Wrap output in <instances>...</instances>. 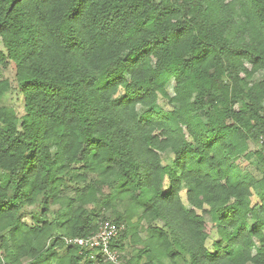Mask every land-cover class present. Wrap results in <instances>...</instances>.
I'll use <instances>...</instances> for the list:
<instances>
[{
	"label": "trees",
	"instance_id": "obj_1",
	"mask_svg": "<svg viewBox=\"0 0 264 264\" xmlns=\"http://www.w3.org/2000/svg\"><path fill=\"white\" fill-rule=\"evenodd\" d=\"M176 35L182 39L135 69L140 102L160 119L141 117L143 134L133 136L105 106L109 77L127 71L133 52ZM0 39V71L13 67L17 84L0 78V264H117L66 243L104 222L124 227L111 242L118 264H156L155 242L168 237L159 220L169 209L146 207L134 193L167 167L159 160L192 159L197 149L185 136L200 143L207 199L203 219L199 207L182 209L177 227L208 229L209 208L217 225L229 215L264 217V0H0ZM17 90L23 114L6 104ZM157 127L164 130L151 134ZM253 161L261 178L247 169ZM117 165L121 176L112 174ZM193 194L200 191L189 189V200ZM227 239L217 264H264V219ZM184 255L177 242L167 259Z\"/></svg>",
	"mask_w": 264,
	"mask_h": 264
},
{
	"label": "clouds",
	"instance_id": "obj_2",
	"mask_svg": "<svg viewBox=\"0 0 264 264\" xmlns=\"http://www.w3.org/2000/svg\"><path fill=\"white\" fill-rule=\"evenodd\" d=\"M80 23V21H77L78 25ZM84 31H87V29L85 28ZM147 39L151 40L152 36L149 35ZM172 39L180 41L182 37L176 35L169 40H161L156 44L146 45L139 54L133 52L127 61V71L123 73L117 71L109 77L111 83L106 85V88L110 89V91H108L104 97L105 106L110 110H115L116 115L124 122L120 127L130 132L133 136H141L143 134L136 128V122L139 121L141 117H149L153 122L160 119L156 114L148 113L147 107L140 102L143 90L137 86L141 83L142 78L135 69H137L144 61L145 57L150 56L156 48H159L162 44H169ZM86 54L85 52V55ZM221 59H224L223 54L221 55ZM148 65L150 68H155V58L149 60ZM29 87L43 90L44 85L35 84ZM181 127L183 126L181 125ZM163 130V128L159 127L149 129L151 134H157ZM184 142L190 143L197 149V151L191 153L192 159H186L182 163H173L175 156L167 161L163 159L159 160V163L166 164L167 167L163 170L157 169L149 173L147 176V188L136 191L134 195L136 196V201L143 202L146 207H161L163 205L169 209L159 220L161 226H167L168 237L164 240L155 242L157 249L155 252L156 264H217L218 259L225 256L228 247L231 246L228 244V234H234L241 224L250 226V224L255 223L257 219H264V217L244 216L242 219H237L229 215L224 224L217 225L214 218V209L209 208L208 219L212 220V225L208 229L203 230L199 234H195L188 228L181 229L177 227V213H180V220H182L186 214L180 211L182 209L199 207L201 218L203 219V205L207 199L206 192L203 191V188L207 187V185L200 179V177L204 176L205 171H198V166L196 164V160L199 159L201 155L199 151L200 143L191 136H185ZM120 143L119 140H115L113 142V148L118 149ZM84 146L85 145L81 144L79 147L82 149ZM142 147H144L142 143L137 145L136 152L133 153L134 157H136ZM50 151L55 150L50 149ZM216 155L217 153H212V156ZM134 162L139 163L140 160L137 158ZM95 163L102 165L104 163V158L101 157L100 161ZM98 171H102V168H99ZM124 171H126V169L123 166L117 165L114 167L112 174L121 176ZM131 183L132 178L129 177V184ZM226 183L227 181L224 179L218 177L215 179V184ZM215 184L212 185L213 188ZM189 189L199 190L200 194H193L191 200H189ZM209 203H211V201H209ZM229 203H234V201H229ZM148 239L150 238L145 236V240ZM216 241H220V244L216 245ZM177 242L182 245L185 255L180 257L179 261H170L167 259V252L174 247ZM235 243L236 241H232V244ZM161 252L163 255L160 254Z\"/></svg>",
	"mask_w": 264,
	"mask_h": 264
},
{
	"label": "built area",
	"instance_id": "obj_3",
	"mask_svg": "<svg viewBox=\"0 0 264 264\" xmlns=\"http://www.w3.org/2000/svg\"><path fill=\"white\" fill-rule=\"evenodd\" d=\"M264 138L262 139V141ZM124 227H117L109 222L100 226L98 233L88 238H77L66 240L68 245H77L87 250H96L105 262H119L120 253L111 248V242L119 236Z\"/></svg>",
	"mask_w": 264,
	"mask_h": 264
},
{
	"label": "rangeland",
	"instance_id": "obj_4",
	"mask_svg": "<svg viewBox=\"0 0 264 264\" xmlns=\"http://www.w3.org/2000/svg\"><path fill=\"white\" fill-rule=\"evenodd\" d=\"M0 48H2L1 39H0ZM15 75H16V73H15L13 67L10 70H8V71H0V78L1 77H6V78L11 79L13 81L14 87L17 86L16 82L14 81L15 80ZM169 89H172V86H169ZM6 104L8 106H14L17 109V111L21 112L22 114L24 113V110H23V99H22V97H21V95H20L18 90L15 91L14 94H12V95L10 94L8 96V98L6 99ZM251 149L255 150L256 148L254 146H251ZM256 165H257L256 161H253L252 165L249 166L247 169H248L249 172H251L257 178H261L262 174L257 170ZM242 166L245 167V165H242ZM253 201L256 202V199H254ZM133 252H135V251L133 249L129 248L128 254H127L128 257L129 256H133V255L135 256V253H133Z\"/></svg>",
	"mask_w": 264,
	"mask_h": 264
}]
</instances>
